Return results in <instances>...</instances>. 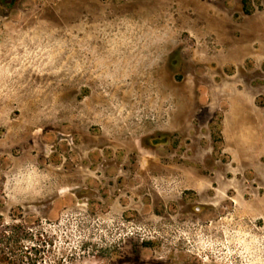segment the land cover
Here are the masks:
<instances>
[{"label":"rangeland","instance_id":"obj_1","mask_svg":"<svg viewBox=\"0 0 264 264\" xmlns=\"http://www.w3.org/2000/svg\"><path fill=\"white\" fill-rule=\"evenodd\" d=\"M53 30L55 63L0 91V171L54 178L13 204L0 176V264H242L220 245L264 236V0H0V90Z\"/></svg>","mask_w":264,"mask_h":264},{"label":"clouds","instance_id":"obj_2","mask_svg":"<svg viewBox=\"0 0 264 264\" xmlns=\"http://www.w3.org/2000/svg\"><path fill=\"white\" fill-rule=\"evenodd\" d=\"M147 23V22H145ZM55 30L51 32H40L28 36L27 34L17 43L15 47L11 49L12 52L16 51V47L23 48V56H13V61H19L20 68L14 72H8L7 65L4 67L5 84L2 90L6 98L11 99L15 96L17 89H14L12 85H15V81H10L11 76L17 73L22 74L25 67L32 68L33 71L43 73L45 68H50L60 56L64 48V42L62 40H54ZM24 40L28 41L29 45H34L35 50L29 51L25 47ZM111 52V49L109 50ZM109 56L101 58L99 63L102 66H106ZM63 70V65L60 68L53 69L52 74H56ZM118 71V69H117ZM116 75V71H113L108 75V79H112ZM30 95V94H29ZM56 112V102L53 99L51 104H45L40 108L33 116V121L39 123L41 120L49 119V113L53 116ZM7 115V113H6ZM51 154L50 152L48 153ZM0 176L4 179V188L7 191V195L11 203L18 204L27 200L41 199L46 195H49L54 187V178L52 174L42 169L34 158L23 157L16 159L14 163L6 170L0 171ZM57 191L64 192L66 189L58 188ZM109 223H111L109 221ZM74 230V229H73ZM139 230V229H138ZM131 234V232H129ZM231 236V239L226 238L224 243L220 245V248L227 249L229 244L235 245V254L241 258L242 264H264V236L256 237L249 232L236 231L234 233L226 234ZM79 239V238H78ZM205 247H210L205 245ZM219 255V252L214 253ZM233 252H228L222 259L228 261V264H233L228 257L232 256Z\"/></svg>","mask_w":264,"mask_h":264},{"label":"trees","instance_id":"obj_3","mask_svg":"<svg viewBox=\"0 0 264 264\" xmlns=\"http://www.w3.org/2000/svg\"><path fill=\"white\" fill-rule=\"evenodd\" d=\"M8 262V261H7ZM36 264V263H35Z\"/></svg>","mask_w":264,"mask_h":264}]
</instances>
